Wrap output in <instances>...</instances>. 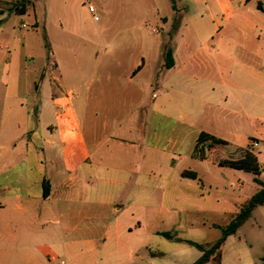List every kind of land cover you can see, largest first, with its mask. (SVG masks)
I'll use <instances>...</instances> for the list:
<instances>
[{
    "label": "crops",
    "instance_id": "crops-1",
    "mask_svg": "<svg viewBox=\"0 0 264 264\" xmlns=\"http://www.w3.org/2000/svg\"><path fill=\"white\" fill-rule=\"evenodd\" d=\"M146 1L138 8L137 24L145 32L151 20H158L163 29L158 46L155 40L150 46V35L142 34L136 62L119 76L125 105L105 98L117 69H87L90 77L85 82L61 83L62 77L54 73L59 64L27 53L25 35L14 51L15 32L28 25L5 22L6 14L0 13V76L6 85L10 82L23 90L14 102L24 114L25 145L0 148V264H155L164 254L153 248L155 237L163 232L154 221L156 196H160L158 210L170 216L188 212L177 203L187 202L189 189L197 197L203 196L206 186L219 191L218 183L180 168L181 162L195 160L192 152L198 135L206 132L226 141L229 151L238 150L235 160L243 158L247 137L235 126L236 110L218 104L214 119L202 126L198 117L173 112L169 93L185 81L182 74L189 67L207 68V57L242 40L244 56L258 77L253 89L264 98V0H164L171 8L166 14L157 8V0ZM32 26L37 28L38 21ZM52 26L86 42L100 41L98 34L75 20L68 26L61 22ZM197 36L208 49L206 54L195 51ZM168 41L174 58L170 69L164 66ZM48 56L55 58V52ZM150 57L157 58L153 67ZM43 85L50 89L55 128L41 129ZM221 96L229 98L226 93ZM35 102L33 116L29 106ZM214 121L229 129L226 138L214 130ZM33 154L36 162L30 161ZM33 167L39 170L37 176ZM186 170L194 171L201 182L182 177ZM243 186L241 180L221 186L235 213L246 199L240 200ZM165 196L174 207L164 204ZM260 208L264 206L256 210Z\"/></svg>",
    "mask_w": 264,
    "mask_h": 264
},
{
    "label": "rangeland",
    "instance_id": "rangeland-1",
    "mask_svg": "<svg viewBox=\"0 0 264 264\" xmlns=\"http://www.w3.org/2000/svg\"><path fill=\"white\" fill-rule=\"evenodd\" d=\"M13 1L16 0H0V13L6 14L5 22L28 25L27 29L15 32L13 46L15 52L22 45L21 36L25 35L27 40L25 51L37 57L43 56L47 63L49 59L51 63L57 62L60 67L54 73L62 77L61 83L70 85L88 80L90 75L85 74L87 69L113 67L117 70L113 75L114 79L105 88V98L125 105V91L118 78L136 62L137 52L141 48L142 34L150 35V46L152 40H155V45L158 46L163 29L162 23L158 20L155 22L151 20L145 27V32L137 24L138 8L146 0H85L79 3H75L74 0H31L34 5L29 7L28 14L19 17L9 10ZM103 1L106 2L105 5L101 4ZM90 5L93 6L94 12L89 10ZM157 6L161 8L162 14L171 12L169 1L157 0ZM34 20L39 23L37 28L32 26ZM74 20L86 31L98 34L100 41L86 42L82 36L79 38L71 36L58 27L52 26L59 22L68 26V21ZM153 30L156 32L153 33ZM44 36L52 52H55V58L48 56L49 51L45 46ZM194 43L196 52L200 50L201 55L206 54L208 49L204 47L200 36L194 38ZM145 44L147 45V40ZM243 45L242 40H237V43L231 45L229 50L214 52L207 57L208 67L205 69L189 67L182 74L186 78L185 81L178 83V86L170 91L169 98L173 112L181 111L189 118L198 117L199 125L202 126H208L210 120L214 119L218 104H226L236 110L239 118L235 126L239 133L247 137L245 150L249 149L257 155L264 171V144H260L259 137L264 139V98L260 97V90L253 89L258 77L250 69L252 65L249 62L250 59L244 56ZM167 46H172L170 41L167 42ZM149 60L150 67L155 66L157 58L150 57ZM78 69H81L80 74L77 73ZM3 79L4 77L0 76V148L2 150L14 147L24 148V139L21 138L24 114L14 102V97L23 93V90L13 87L10 82L6 85ZM51 83L55 90V84L53 81ZM130 91L126 90L128 93ZM49 93V87L43 85L40 97L41 129L45 126L55 128V109L49 104ZM225 93L228 99L221 96ZM220 96L222 99L217 103ZM29 108L34 116L38 105L35 102V106L32 105ZM214 126V130L222 134V138H226L229 129L215 121ZM190 142L189 139L188 151L191 148ZM44 146L47 145L44 144ZM213 153L209 161L202 162L189 158L181 162L180 168L195 170L204 177V180L218 183L219 191L215 187L210 189L206 186L203 196L197 197L189 189L187 202L177 203L186 207L188 212L179 214L173 212L170 216H163L160 209L158 210L160 196L157 195L154 221L159 230L171 232L178 238L200 244L212 242L219 238L221 233L210 225L224 226L235 215L231 199L222 194V184L231 180L243 181L240 200L247 199L256 193L259 187L254 182V175L212 164L213 162L217 164L220 159L235 160L239 155L238 150L229 151V148L224 147ZM36 160L35 154L30 156L31 162ZM38 171L36 167H33V176H37ZM261 179H264V172ZM164 204L175 206L166 196ZM155 241L154 250L164 253L162 257L155 259V264H190L200 254L194 247L167 240L161 236H156ZM262 258H264V208L256 210L253 217L235 235L227 238L222 247V264H264Z\"/></svg>",
    "mask_w": 264,
    "mask_h": 264
},
{
    "label": "trees",
    "instance_id": "trees-1",
    "mask_svg": "<svg viewBox=\"0 0 264 264\" xmlns=\"http://www.w3.org/2000/svg\"><path fill=\"white\" fill-rule=\"evenodd\" d=\"M34 2L31 0H16L11 3L10 11L18 16L27 14L29 7H32ZM260 9V6H258ZM45 46L50 52V46L44 36ZM164 66L170 69L174 66L173 49L167 46L164 54ZM228 143L220 138H217L206 132H201L195 142L192 152V158L198 161H209L211 155L217 149H223ZM220 151H218L219 153ZM213 153V154H212ZM216 154V153H215ZM214 154V155H215ZM213 162V161H212ZM214 163V162H213ZM219 167L229 168L236 171H243L255 176L254 182L259 186V189L251 197L245 199L237 205V212L231 220L224 226L211 224V228L218 229L220 236L212 242L204 244L196 243L190 240H184L176 237L171 232H159L158 235L177 243L194 247L200 252V256L191 264H222V247L229 236L235 235L238 230L252 217L253 212L264 206V181L260 179L263 169L259 163L257 155L253 151L247 149L243 158L237 160L220 159L217 163ZM182 177L197 180L201 182L194 171L186 170L181 173ZM152 256H161L160 253H152ZM264 261V258H262Z\"/></svg>",
    "mask_w": 264,
    "mask_h": 264
},
{
    "label": "built area",
    "instance_id": "built-area-1",
    "mask_svg": "<svg viewBox=\"0 0 264 264\" xmlns=\"http://www.w3.org/2000/svg\"><path fill=\"white\" fill-rule=\"evenodd\" d=\"M89 10L91 11V12H94V8H93V6H89ZM95 20H97V17H95Z\"/></svg>",
    "mask_w": 264,
    "mask_h": 264
}]
</instances>
